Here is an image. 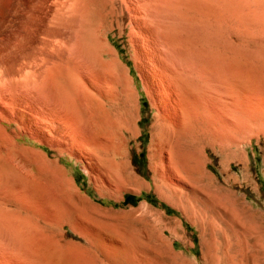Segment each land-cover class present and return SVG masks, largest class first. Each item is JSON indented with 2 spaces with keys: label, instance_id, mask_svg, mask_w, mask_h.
<instances>
[{
  "label": "rangeland",
  "instance_id": "1",
  "mask_svg": "<svg viewBox=\"0 0 264 264\" xmlns=\"http://www.w3.org/2000/svg\"><path fill=\"white\" fill-rule=\"evenodd\" d=\"M11 2L0 0V23ZM109 9L89 1L69 57L24 59L25 77L37 76L27 93L0 84V116L11 121L0 138L31 158L27 170L55 184L59 264L65 257L72 264H264V0H233L230 27L218 38L159 42V51L140 39L130 44L126 18L118 29ZM105 27H112L106 43ZM160 62L194 75L202 96L214 98L199 110L196 95L183 93L177 108L193 126L181 124L165 85L153 80ZM45 67L64 81L47 82ZM18 113L27 118L22 128ZM106 238L122 250L111 255L101 246Z\"/></svg>",
  "mask_w": 264,
  "mask_h": 264
},
{
  "label": "bare ground",
  "instance_id": "2",
  "mask_svg": "<svg viewBox=\"0 0 264 264\" xmlns=\"http://www.w3.org/2000/svg\"><path fill=\"white\" fill-rule=\"evenodd\" d=\"M89 1L90 0H12L11 7L9 8V17L0 23V84L3 85L4 83H8V86H11L17 91H23L24 89L26 90L28 88L30 89L33 81L37 80V76L34 75V79V76L32 77V75L31 79H28L29 77L27 78V76L25 77V74L27 73L24 71L25 67H27L26 62L24 61L25 58L39 55L46 57H51L54 55L56 57H69L70 55L66 56V52L69 49V42L72 39L71 34L77 23V16L83 15ZM101 1L109 4L111 16L115 20L116 27L118 29L122 28L121 21L124 17L126 18V23L130 25L127 35L130 44H133L135 41H139L140 39L143 42L152 45L154 51H159L157 50V45L159 42L175 45L183 44V40H185V38L194 39L195 42H198L196 40L204 38L208 41L218 38L219 34H222L224 29L226 30V28L230 27V18L232 16L231 3L233 0ZM115 10H117V12H114ZM111 28L112 27H105L106 34H104L103 37L100 36L103 40L106 39L108 35L107 31H110ZM27 35L29 40L25 42ZM105 53H109V56L111 57L108 59L109 63L117 60L114 50L109 49ZM159 53L157 56L160 59V54L163 52L161 51V53ZM135 56L133 57L134 59H136ZM163 60L160 59L159 61ZM167 63L168 62H166V64H163L162 62H160V64L158 63L160 73L159 75L154 76L153 80L158 82V86L165 85L167 90L166 93H168V95H166L165 92L164 94L169 96V100L174 103L173 105H175L174 107L176 109V114L180 113V118H183L181 124L185 125L188 123V125L193 126L195 122L193 119H190V114H188V119L185 120V115H182L184 113L182 112L183 110H181V108H177V106L181 107L179 101L181 102L184 100L183 93L186 91V94L188 92L196 95L194 104H196V107L197 109L199 108V110L201 109V106L203 107L202 104L204 103V100L214 104V98L210 93L205 97L202 96V86L199 81H195L193 77L194 75L181 72L178 70V68L173 67L175 64L172 65L171 63L170 65H167ZM111 65L113 66L112 63ZM71 68L74 74H78L79 67L73 61L71 62ZM138 69H140L139 66ZM35 71L36 67L33 69V73ZM55 72L57 73V71ZM126 72L125 74L128 76L129 74ZM42 74L43 76L41 75V77H43L47 82L53 81L57 76L55 73L50 71L49 67H45ZM54 74L56 75L55 77H53ZM60 75L58 74L59 77H57V79L59 82H62L64 79L63 77L59 79L61 77ZM209 76L208 78H210ZM72 78L74 79L75 77ZM57 79L53 81V85ZM67 79L70 78L68 77L66 80ZM71 79L69 81H71ZM125 79L127 85H129L131 80L127 77ZM206 80L207 79H205V81ZM40 81H43L42 78ZM7 85L4 84V87L6 86L7 88ZM59 85H61V83ZM63 85H65V83H62V86ZM89 85L91 88L93 87L92 82H89ZM153 85L155 84L153 83ZM52 87H56V85ZM65 88L67 87H64V89ZM7 89L9 90V88ZM50 90L51 89L49 87V91ZM80 91L81 90H78V92ZM23 92L21 95H23ZM10 93L12 95L15 92ZM104 94L109 96L107 92H104ZM124 94V98L126 101H128L129 95H127L125 92ZM130 95L134 99L133 90L130 91ZM190 102L193 101L190 100ZM199 110H197L196 115H194L195 118H198L200 114ZM21 111H23L22 108ZM200 112L202 114V111ZM3 115L2 117H4ZM2 117L0 116V126L1 128L6 129L9 127L11 121H7L6 119L3 120L1 119ZM53 118L57 119L55 117ZM26 119L27 118L23 114L18 113L17 124L19 128H22V125L26 122ZM58 120L59 119H57V122ZM45 131L48 132L47 129ZM48 134L49 136H53V134L50 132H48ZM23 137H25V135H23L22 138ZM35 143L40 144L39 142ZM30 165H32L31 158L24 156L20 151L16 150L10 139L4 137L0 138V264H59L58 239L56 234V219L58 213L56 211L57 204L54 200L55 184L51 179H46L47 177L43 179L40 175H38V170L37 174L33 173L34 171L31 172V169V171L27 170L29 169L27 167ZM39 166L41 167L40 164ZM44 167L46 168V166ZM38 169L40 170L41 168ZM69 230L74 234L76 233L74 228ZM244 232L246 231L244 230ZM99 240L101 241V239ZM64 242L65 241H63V243ZM66 243L67 246L68 243L78 246L81 245L80 243H74L71 240L67 241ZM97 244H99V242ZM101 246L106 250H113L114 252L112 253L111 251V255H116L114 253H118L122 250L119 240L113 238H106L105 242L102 240ZM80 248L82 247L80 246ZM80 248L78 247L77 249ZM71 249H74V247ZM106 250L104 252H107ZM63 263L72 264L71 260L66 257Z\"/></svg>",
  "mask_w": 264,
  "mask_h": 264
}]
</instances>
